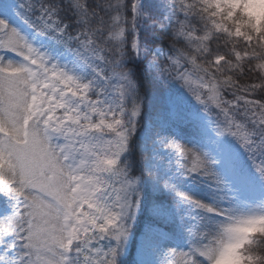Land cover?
<instances>
[{"label": "snow or ice", "instance_id": "1", "mask_svg": "<svg viewBox=\"0 0 264 264\" xmlns=\"http://www.w3.org/2000/svg\"><path fill=\"white\" fill-rule=\"evenodd\" d=\"M138 4L139 0L131 3L128 10L130 15L123 18L125 25L131 27V32L136 30ZM19 8L28 13L24 17V23L35 33L48 38L54 36L57 43H65L67 25L62 24L59 19L57 8L45 6L43 0L38 8L32 0L21 3ZM33 11L38 13L35 20L31 16ZM112 19L117 25L121 23L119 14ZM128 27L113 32L110 39L126 43L133 53L140 55L142 48L138 40L128 39L126 35L129 32ZM180 35L195 42L197 47L194 51L202 54L208 53V45L213 39H220L219 36L211 38L191 33V30L181 31ZM72 39V36H67L69 42ZM9 52L20 57V61L6 60L4 54ZM74 54L91 69L94 79L84 81L66 68L51 62L48 55L35 47L24 34L0 18V157L9 161L14 174L18 172L23 180L38 190L33 203L29 205V215L40 218L35 222L32 231L42 239L46 238L42 245L36 241L37 248L33 251L26 246L23 239L25 233L17 228L14 233V237H19L16 245H24L29 256L17 258L12 264H113L112 257L118 251L110 249L106 252L96 248L94 254L93 248L83 247L82 242L93 237L98 238V234L103 235L113 224L119 227L114 212V201L119 200L118 190L115 184L102 181L101 176L116 165V157L127 143V134L123 130L126 127L123 93L117 99L108 92L112 96L110 102L100 99L105 96V88L110 85L105 82V88L94 87L97 79L93 71L95 66L80 51ZM236 58L238 54L230 55L218 47L209 56L213 65L210 70L212 77L216 76V69L225 68L227 61ZM170 63L180 67L176 58H171ZM190 63L193 72L204 71L196 58H192ZM225 71L227 74V70ZM250 72L252 70L249 69ZM182 78L191 84L188 73L185 72ZM208 80L206 72L205 78L197 81L201 89L211 91L209 100L215 103L225 117L224 127L215 121L217 135L223 136L228 131L240 141L251 157L264 155V108L257 100H245V120L237 123L230 116V111L235 106L229 101H219L215 86L209 84ZM251 84L247 90L243 89L250 94L254 92ZM197 100H201V97L197 96ZM139 111V107H135L131 116L137 117ZM128 122L131 123V120ZM68 126H73L76 130V143L87 150L88 158L86 161L82 160L79 167L75 166L74 160L71 164L68 162L72 159L69 149L75 151L72 142L66 137L65 144H54L58 137L50 135V132H61ZM167 147L174 149L185 161L183 167L187 173L204 176L217 186L221 184L213 169L215 162L208 159L206 154L197 153L174 142ZM255 167L259 174L264 173V160L259 165L255 164ZM178 195L181 200L191 202L208 213L219 214L218 210L210 206L190 201L189 197L182 194ZM20 215H23V211ZM12 223H19L16 209H13L11 215L0 219V226H9ZM81 235L86 239L81 241ZM15 250L16 246H13L12 251ZM73 251L75 260L70 256ZM200 252L199 248H193L189 252H172L171 256L177 257L173 259V264H189L190 259L195 261L200 257Z\"/></svg>", "mask_w": 264, "mask_h": 264}, {"label": "clouds", "instance_id": "2", "mask_svg": "<svg viewBox=\"0 0 264 264\" xmlns=\"http://www.w3.org/2000/svg\"><path fill=\"white\" fill-rule=\"evenodd\" d=\"M93 2L95 7L91 6ZM134 2L135 0H64L65 10L75 17L73 22L79 27L66 33L64 44L57 43L54 36L49 38L72 53L80 51L87 56L90 63L95 66L93 71L97 77L96 82H102L100 88H105L107 82L110 87L105 88L106 92L117 99H120V93H123L126 111V127L123 130L127 134V141L136 128V117H132L131 112L140 105V96L135 91L138 84L130 76L131 69L124 66V62L131 57L133 51L126 43L114 41L110 37L113 32L128 27L123 18ZM120 5L123 7H119ZM169 5L176 16V22L172 27V39L169 40L172 54L167 59H157L154 55L149 58V62L157 66V76L165 81L179 83L202 106L204 112L207 106V113L210 115L212 108H216L215 103L209 100L211 91L209 89L201 91L200 87L193 88L191 84L185 82L182 77L188 71V66L196 80H203L207 72L208 83L215 86L217 99L221 102L229 101L224 99V93L237 87V80L247 67L258 74L251 87L254 94H259L257 103L264 108V99H261L264 97V0H169ZM117 14L121 16L119 25L112 19ZM190 30L191 33H199L201 36L207 35L211 38L219 36L231 41V46L224 51L230 55L236 53L238 58L227 61L225 68L216 69V76L212 77L210 70L213 65L209 56L214 51L210 44L206 54L194 51L197 44L180 35L181 31ZM128 31L131 32V27H128ZM67 36H72L71 42L67 40ZM181 40L183 43L179 42ZM171 58L178 59L185 72L175 71L177 67L170 63ZM192 58H196V62L204 71L193 72L190 63ZM241 87L247 90L249 84ZM197 96L201 97V100H197ZM129 119L131 123L128 122ZM75 131L73 126H68L61 132L52 131L50 135L58 137L54 144H65L66 137L72 142L75 151L69 149L72 159L68 162L71 164L74 160L75 166L79 167L81 161H86L88 156L87 150L76 143L78 136L74 134ZM223 136L235 138L228 131H225ZM236 141L240 143L237 139ZM128 150L126 143L124 150L116 157V165L101 176L102 181L115 184L118 190L119 200L114 201V212L119 227L113 224L103 235L98 234V238L93 237L82 242L83 247L91 246L93 250L96 249V244H92L93 240L112 242L106 252L118 249L116 255L112 257L113 264H118L123 242L131 231L130 221L135 214L140 196L138 190L140 178L130 174L131 162L126 161L124 164L120 162L122 154ZM63 163L62 160L61 164ZM259 178L264 183V173H260ZM37 192L38 190L23 180L18 172L14 174L8 160L0 157V194L12 202L13 209H16V219L19 221L9 226H0V248L3 249V255H0L3 259L0 261L3 264H12L17 258L29 256V251L24 245H16L19 237H14V233L17 228L25 233L23 239L26 246L33 251L37 248L36 241L42 245L46 239L32 231L35 222L40 219L29 215L31 212L29 205L33 203ZM216 210L219 213L216 215H222L223 220L217 222L213 230L198 234L197 246L193 248H199L200 257L203 258H196L195 261L190 259L189 264H264V203L251 207L248 212H237L232 207ZM13 246H16L14 258L8 257L7 254L12 251ZM32 259L35 261V257ZM100 259L103 260V257Z\"/></svg>", "mask_w": 264, "mask_h": 264}, {"label": "rangeland", "instance_id": "3", "mask_svg": "<svg viewBox=\"0 0 264 264\" xmlns=\"http://www.w3.org/2000/svg\"><path fill=\"white\" fill-rule=\"evenodd\" d=\"M0 18L5 19L11 27L24 34L35 47L48 55L51 62L66 68L84 81L94 79L93 72L82 59L48 37L39 36L12 15L3 2L0 3ZM4 56L8 61H20V57L15 56L14 53H5ZM175 71L185 72L181 66L177 67ZM186 73L191 80V86L199 88L193 73ZM101 84L102 82H96L94 87L99 89ZM178 91L181 105L186 103L184 99L186 97L192 102L193 113H188V116L183 117L174 115L165 121H149L147 123V130L153 138V143L151 142L149 147L148 163V170L152 173L151 183L158 190L177 197L181 202L179 206L167 211L155 208L154 213L166 219L177 236L168 234L161 229L145 228L138 241L137 261L139 264H173V259H177V257H172V252L191 251L193 247L197 246L198 234L213 230L215 224L223 220L222 215L208 213L191 202L181 200L178 193L189 197L190 201L194 200L215 209L232 207L237 212H248L251 207L264 203V183L260 181L259 173L255 167V164L259 165L264 160V155L257 154L253 158L235 138L218 136L216 120L208 116L202 106L179 84ZM95 95L94 92L93 96ZM100 99L110 102L112 96L106 92L105 96H101ZM232 130L235 131L234 128ZM134 132H136V128ZM172 142L197 153L206 154L208 159L215 162L213 169L221 184L217 186L215 182L204 176L187 173L183 167L185 161L174 149L167 147ZM125 153L122 154L121 159ZM139 208L138 203L130 221L131 231L123 242L119 256L125 255L128 251L130 240L133 238V224L138 216ZM84 210H87L86 206ZM12 212V202L0 194V219L11 215ZM91 234L90 232L89 235ZM85 239L81 235L80 240ZM92 244H96V248L106 251L112 242L93 240ZM14 252L10 251L7 256L13 257ZM93 252L95 254V249ZM72 254L73 260H75V252L73 251ZM0 255H3L2 248H0ZM0 264L3 262L0 261Z\"/></svg>", "mask_w": 264, "mask_h": 264}, {"label": "trees", "instance_id": "4", "mask_svg": "<svg viewBox=\"0 0 264 264\" xmlns=\"http://www.w3.org/2000/svg\"><path fill=\"white\" fill-rule=\"evenodd\" d=\"M25 2L26 0H3L10 13L23 24H25L24 17L28 13L20 9L19 5ZM32 2L36 8L41 4V0H32ZM43 4L59 9V19L62 24L67 25L68 31H75L79 27L73 22L75 17L65 10L64 0H43ZM91 6L95 7L94 2ZM37 14L35 11L31 13L33 20ZM127 15L130 13L126 12ZM136 16V30L128 32L126 35L128 39L138 40L143 52L140 55L132 53L131 57L124 62V66L131 69L130 76L138 84L135 91L140 96V111L139 116L136 117V132L132 133L128 139L129 150L126 151L120 162L124 164L126 161H130V174L140 178L138 187L140 208L133 224V238L130 240L128 251L125 255L119 256L118 264H139L137 261L138 241L145 228L161 229L168 234L177 236L171 224L154 213L155 208L167 211L179 206L181 202L177 197L163 190H158L151 183L152 173L148 170V163L150 158L149 147L151 142L153 143V138L147 130V123L149 121H165L174 115L183 117L188 116V113H193L192 102L184 96L186 103L181 105L180 98H178L179 83L170 80L165 81L162 77H158L157 66L149 62V58L153 55L157 59H167L172 54L169 40L172 39V27L176 22V16L169 5V0H139ZM179 42L183 43L182 40ZM231 43V41L220 38L213 41L210 47L213 51L217 50L218 47L224 50L230 47ZM182 68L185 71V68ZM187 72L192 73L190 66H188ZM245 73L248 74H243L238 78L236 88L224 93V99L231 101L232 105L235 106L231 109L230 116L237 123L245 120V100L259 99V94H250L241 87V85L255 82L258 74L249 73L247 67ZM237 97H241V99L238 100ZM206 114L225 126V117L219 109L214 107L210 115ZM71 259H73L72 253Z\"/></svg>", "mask_w": 264, "mask_h": 264}]
</instances>
